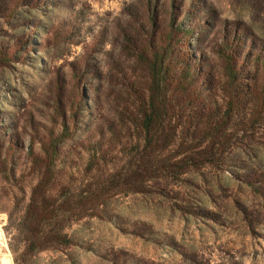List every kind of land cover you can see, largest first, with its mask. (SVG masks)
Masks as SVG:
<instances>
[{
    "label": "rangeland",
    "instance_id": "374dc122",
    "mask_svg": "<svg viewBox=\"0 0 264 264\" xmlns=\"http://www.w3.org/2000/svg\"><path fill=\"white\" fill-rule=\"evenodd\" d=\"M162 39L186 63L205 62L216 85L227 62L239 84L264 80V0H0V264H17L6 209L16 185L33 183L41 147L67 119L59 157L79 167L82 145L115 123L144 73L136 55ZM112 126L106 139L118 145ZM253 148L150 194L115 196L106 217L71 225L73 244L28 264H264V142Z\"/></svg>",
    "mask_w": 264,
    "mask_h": 264
},
{
    "label": "trees",
    "instance_id": "16d2710c",
    "mask_svg": "<svg viewBox=\"0 0 264 264\" xmlns=\"http://www.w3.org/2000/svg\"><path fill=\"white\" fill-rule=\"evenodd\" d=\"M166 42L152 40L149 55H136L144 73L113 109L111 124L124 133L118 145L106 139L107 128L113 136L116 127L101 124L99 138L82 145L85 160L74 167L59 157L70 129L64 119L60 135L31 161L33 183H12L20 193L6 209L7 229L17 264L73 244L71 225L106 217L115 196L150 194L155 182L177 183L208 167L223 168L235 150L251 157L263 144L264 80L253 88L239 84L237 62H227L223 83L216 85L205 62L186 63Z\"/></svg>",
    "mask_w": 264,
    "mask_h": 264
},
{
    "label": "crops",
    "instance_id": "0c3cea01",
    "mask_svg": "<svg viewBox=\"0 0 264 264\" xmlns=\"http://www.w3.org/2000/svg\"><path fill=\"white\" fill-rule=\"evenodd\" d=\"M194 174H196V173H194ZM198 174V173H197ZM128 195H130V194H128ZM127 196V195H126ZM89 218H100V217H89ZM113 218V217H112ZM86 219V218H85ZM101 219V218H100Z\"/></svg>",
    "mask_w": 264,
    "mask_h": 264
}]
</instances>
